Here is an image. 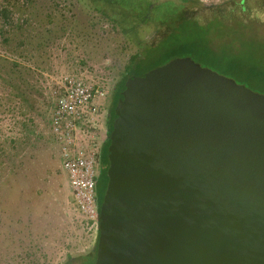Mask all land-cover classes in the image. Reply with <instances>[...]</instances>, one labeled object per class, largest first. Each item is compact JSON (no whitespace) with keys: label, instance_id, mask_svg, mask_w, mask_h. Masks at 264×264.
Segmentation results:
<instances>
[{"label":"water","instance_id":"1","mask_svg":"<svg viewBox=\"0 0 264 264\" xmlns=\"http://www.w3.org/2000/svg\"><path fill=\"white\" fill-rule=\"evenodd\" d=\"M114 110L92 264H264V93L178 56Z\"/></svg>","mask_w":264,"mask_h":264},{"label":"rangeland","instance_id":"2","mask_svg":"<svg viewBox=\"0 0 264 264\" xmlns=\"http://www.w3.org/2000/svg\"><path fill=\"white\" fill-rule=\"evenodd\" d=\"M183 10L202 29L180 30L182 41L176 43L187 42L188 50L175 57L189 56L264 93V78L243 71L264 68V0H195ZM215 19L224 23L215 27ZM161 26L143 23L140 35L158 39ZM197 42L202 44L198 48ZM136 51L89 0H0V264H67L90 254L89 248L53 258L46 251L50 232L45 223L52 216L56 245L72 243L73 231L81 228L52 134L53 90L62 75L101 79L107 90L101 99L106 120ZM100 156L101 149L98 174ZM107 184L101 183L103 190Z\"/></svg>","mask_w":264,"mask_h":264},{"label":"built area","instance_id":"3","mask_svg":"<svg viewBox=\"0 0 264 264\" xmlns=\"http://www.w3.org/2000/svg\"><path fill=\"white\" fill-rule=\"evenodd\" d=\"M53 93L55 109L51 129L62 168L72 188V203L85 237L97 242L101 99L106 96V86L101 79L89 82L80 75H62Z\"/></svg>","mask_w":264,"mask_h":264},{"label":"trees","instance_id":"4","mask_svg":"<svg viewBox=\"0 0 264 264\" xmlns=\"http://www.w3.org/2000/svg\"><path fill=\"white\" fill-rule=\"evenodd\" d=\"M93 7H96L97 10L102 12V14L107 17L110 21L118 26L122 33L127 37L128 41L132 43L137 51L134 55L131 56L129 65L126 67V72L123 76L121 84L118 88V91L115 95L114 103L110 109V133L112 130V123L115 117V104L118 99L120 90L134 77L142 75L148 70L164 64L174 58L177 55H180L182 52L188 50L187 42L176 43L182 41V39H177L180 36V30H184V26H193L196 29H202V27L197 26L192 15H187L184 12V8L188 4L195 2V0H89ZM197 1V0H196ZM245 3V0H242ZM248 7L243 5L242 9L248 10ZM158 23L164 27V31L159 34L158 39L146 40L144 39L139 32L140 25L143 23ZM222 19H215L212 21L211 25L216 27V25L223 24ZM195 34V33H194ZM175 41L176 48L170 53L165 55L166 50L169 48L170 44ZM184 41V40H183ZM202 45L200 42H197L195 45L196 48ZM206 46V45H205ZM203 47V46H201ZM171 51V50H170ZM210 53L217 52L211 47L209 48ZM242 69V66H240ZM249 75L254 77H259L260 80L264 78V68L256 70L245 69L243 70ZM110 138L106 146L103 149L102 153V166H103V176L104 180H107L108 175L107 169L109 166V161L107 157L108 145ZM100 182V185L102 182ZM102 186V185H101ZM106 186V185H105ZM103 189V187H102ZM106 189V187H105ZM101 193L100 202L103 198L104 191ZM95 259V254L92 256H87L75 261H69L67 264H92Z\"/></svg>","mask_w":264,"mask_h":264},{"label":"crops","instance_id":"5","mask_svg":"<svg viewBox=\"0 0 264 264\" xmlns=\"http://www.w3.org/2000/svg\"><path fill=\"white\" fill-rule=\"evenodd\" d=\"M107 116H108V118L106 117L107 118L106 120L102 119V121L100 123V133H101V138H100V142H101V156L100 157L101 158H100V161H101V164H103L102 163L103 149L106 146L108 139H109V136H110V113ZM40 220H43V219H40ZM50 220L51 221H49V224L45 223L48 227L49 232H50V240L47 241V246H46V251L49 253L50 257H53V258L55 256L57 257L60 253L65 252V251H67L66 256H69V254H72V251L74 253H80V252H85V250L89 249V248L91 249V251L88 252L90 254H88L87 256L90 257L93 254H95L97 242L94 239L89 240V242H87L88 240L86 239L84 232L81 228H79L78 231H76V232L73 231V233H76V237L72 243L69 242L63 246L56 245L55 239L57 236V231H56V222L57 221L53 216ZM38 223H40L39 220H37V224ZM37 232L38 233L40 232V228H38ZM68 252H70V253H68ZM71 258L69 260H74V258L73 259H71Z\"/></svg>","mask_w":264,"mask_h":264},{"label":"flooded vegetation","instance_id":"6","mask_svg":"<svg viewBox=\"0 0 264 264\" xmlns=\"http://www.w3.org/2000/svg\"><path fill=\"white\" fill-rule=\"evenodd\" d=\"M103 166L101 164V169H100V172H99V178H98V197L100 198L101 196V193H102V186L100 185V182L102 181L103 179Z\"/></svg>","mask_w":264,"mask_h":264}]
</instances>
